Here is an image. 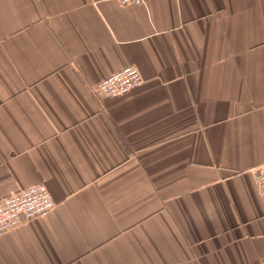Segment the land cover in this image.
Segmentation results:
<instances>
[{"label":"crops","instance_id":"1","mask_svg":"<svg viewBox=\"0 0 264 264\" xmlns=\"http://www.w3.org/2000/svg\"><path fill=\"white\" fill-rule=\"evenodd\" d=\"M260 168L264 0H0V198L56 203L0 264H264Z\"/></svg>","mask_w":264,"mask_h":264},{"label":"built area","instance_id":"2","mask_svg":"<svg viewBox=\"0 0 264 264\" xmlns=\"http://www.w3.org/2000/svg\"><path fill=\"white\" fill-rule=\"evenodd\" d=\"M143 0H117L120 4L141 3ZM144 79L134 64L127 65L102 78L94 90L102 96L124 95L140 86ZM257 190L264 196V168L255 169ZM56 203L44 183L12 189L0 198V234L12 231L20 225L50 213Z\"/></svg>","mask_w":264,"mask_h":264}]
</instances>
